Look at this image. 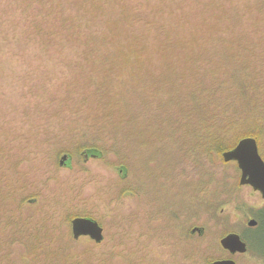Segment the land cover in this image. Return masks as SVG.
Returning <instances> with one entry per match:
<instances>
[{
    "label": "rangeland",
    "instance_id": "obj_1",
    "mask_svg": "<svg viewBox=\"0 0 264 264\" xmlns=\"http://www.w3.org/2000/svg\"><path fill=\"white\" fill-rule=\"evenodd\" d=\"M122 1L173 33L83 56L23 48L15 22L19 48L0 47V264H211L228 233L248 244L236 264H264V199L212 143L230 117L260 127L264 160V0ZM85 215L101 244L73 240Z\"/></svg>",
    "mask_w": 264,
    "mask_h": 264
},
{
    "label": "trees",
    "instance_id": "obj_2",
    "mask_svg": "<svg viewBox=\"0 0 264 264\" xmlns=\"http://www.w3.org/2000/svg\"><path fill=\"white\" fill-rule=\"evenodd\" d=\"M112 6L117 9L110 16L108 10ZM134 13L138 15L132 5L122 0H0V47L14 44L19 48L22 37L19 32L11 31L15 22H23V48L29 42L38 43L35 42L38 39L42 53L49 49L72 50L83 52V56L117 52L145 54L152 51L156 40H166L159 33L174 31L172 25L157 26L142 15L135 18ZM152 25L157 33L154 41L149 38ZM141 26L145 27L144 31H138ZM237 123L230 117L226 123L233 133V139L226 140L231 142L224 143L221 137L212 139L220 158L244 138H254L258 144L261 140L260 127L243 131ZM219 132L225 129L220 127ZM261 223L262 218L259 226Z\"/></svg>",
    "mask_w": 264,
    "mask_h": 264
},
{
    "label": "water",
    "instance_id": "obj_3",
    "mask_svg": "<svg viewBox=\"0 0 264 264\" xmlns=\"http://www.w3.org/2000/svg\"><path fill=\"white\" fill-rule=\"evenodd\" d=\"M225 163L236 162L241 171L239 185L250 186L253 190L259 192L264 199V160L260 155L258 142L256 139L248 137L240 140L238 144L231 150L222 154ZM68 155L62 156L60 166L67 163ZM120 174L122 170H119ZM257 221L250 219L248 226L255 227ZM73 235L77 239L80 236H90L97 243L103 240L102 229L99 224L93 220L86 218H76L72 221ZM221 247L235 255L245 254L248 252L246 242L242 240L240 235L230 233L220 241ZM212 264H236L233 260H219Z\"/></svg>",
    "mask_w": 264,
    "mask_h": 264
},
{
    "label": "flooded vegetation",
    "instance_id": "obj_4",
    "mask_svg": "<svg viewBox=\"0 0 264 264\" xmlns=\"http://www.w3.org/2000/svg\"><path fill=\"white\" fill-rule=\"evenodd\" d=\"M68 160V159H67ZM68 165V163H66L64 166H67ZM119 172V171H118ZM122 173H123V171H122ZM120 174V173H119ZM120 175H122V174H120ZM36 202V200L35 199H33V200H30V203H35ZM76 218H86V219H90V220H93V221H95V222H97L94 218H92V217H90V216H88V215H85V216H75L73 219H71V221H70V223H71V235H72V238H73V240L74 241H80L81 239H88L90 242H92V243H95V244H101L102 242H103V240H104V228L99 224V226L101 227V229H102V235H103V240L100 242V243H97L95 240H93L90 236H80L79 238H75L74 237V235H73V230H72V221L74 220V219H76ZM257 221V220H256ZM247 225H248V223H247ZM250 229H256L257 227H259V222L257 221V225L255 226V227H250V226H248ZM204 233V229H202V228H198V227H194V228H192V230L190 231V235H192V236H194V235H202ZM230 233H228L227 235H229ZM227 235H225L223 238H225ZM239 235V234H238ZM240 237H241V235H240ZM222 238V239H223ZM242 238V237H241ZM221 239V240H222ZM220 240V241H221ZM242 240H243V238H242ZM244 241V240H243ZM244 242H246V241H244ZM246 244H247V242H246ZM247 246H248V244H247ZM223 249V248H222ZM224 251H226V252H228V254L231 256V257H233V256H235V255H237V254H239V253H237V254H235V255H232V254H230V252L229 251H227V250H225V249H223ZM247 253V252H246ZM240 255V254H239ZM223 258V259H218V260H214L213 262H215V261H219V260H233L232 258ZM234 261V260H233ZM212 262V263H213ZM235 262V261H234ZM211 263V264H212ZM236 263V262H235Z\"/></svg>",
    "mask_w": 264,
    "mask_h": 264
}]
</instances>
